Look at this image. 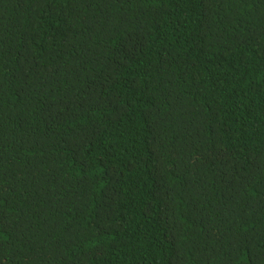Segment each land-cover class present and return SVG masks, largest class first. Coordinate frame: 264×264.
Here are the masks:
<instances>
[{
  "label": "trees",
  "instance_id": "obj_1",
  "mask_svg": "<svg viewBox=\"0 0 264 264\" xmlns=\"http://www.w3.org/2000/svg\"><path fill=\"white\" fill-rule=\"evenodd\" d=\"M0 264H264V0H0Z\"/></svg>",
  "mask_w": 264,
  "mask_h": 264
}]
</instances>
